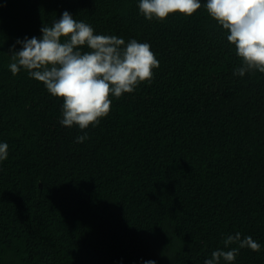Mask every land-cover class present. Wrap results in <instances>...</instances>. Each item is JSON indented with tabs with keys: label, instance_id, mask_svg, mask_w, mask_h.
<instances>
[{
	"label": "trees",
	"instance_id": "1",
	"mask_svg": "<svg viewBox=\"0 0 264 264\" xmlns=\"http://www.w3.org/2000/svg\"><path fill=\"white\" fill-rule=\"evenodd\" d=\"M200 2L149 21L139 0H0V264H204L237 232L260 251L233 264H264V73L233 74L242 60ZM65 11L160 65L84 130L9 68Z\"/></svg>",
	"mask_w": 264,
	"mask_h": 264
},
{
	"label": "clouds",
	"instance_id": "2",
	"mask_svg": "<svg viewBox=\"0 0 264 264\" xmlns=\"http://www.w3.org/2000/svg\"><path fill=\"white\" fill-rule=\"evenodd\" d=\"M138 7L147 20L163 21L177 12L191 17L201 8V2L139 0ZM206 9L228 31L227 40L242 60L233 74L242 77L254 70L264 73V0H207ZM41 32V38L16 41L22 48L12 46L9 68L13 75L26 70L52 96L63 99V126L78 125L81 130L98 126L110 113L111 96L120 98L134 92L139 84L150 83L153 69L160 66L149 43L132 39L126 44L116 35L95 34L91 25L78 22L68 11L50 26L44 24ZM84 47L89 51H82ZM87 138V134L78 136L76 142L83 143ZM8 147L0 143V161L8 159ZM222 244L204 264H221V260L233 264L240 249L260 251L259 243L251 236L241 238L239 232L227 235Z\"/></svg>",
	"mask_w": 264,
	"mask_h": 264
}]
</instances>
